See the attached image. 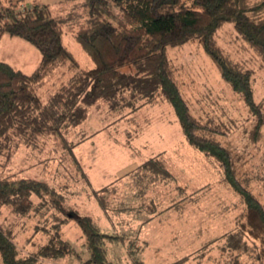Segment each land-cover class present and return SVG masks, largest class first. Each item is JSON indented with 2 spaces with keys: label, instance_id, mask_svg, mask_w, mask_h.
<instances>
[{
  "label": "trees",
  "instance_id": "1",
  "mask_svg": "<svg viewBox=\"0 0 264 264\" xmlns=\"http://www.w3.org/2000/svg\"><path fill=\"white\" fill-rule=\"evenodd\" d=\"M39 1L9 0L3 4L0 0V42L4 34L20 36L41 53L40 63L31 73L0 60V156L9 155L20 143L37 144L42 136L54 135L90 183L75 151L85 137L74 141L66 133L81 125L89 109L100 101L112 109L132 112L147 104L168 101L188 143L218 163L223 180L245 205L240 228L209 243L224 239L222 248L231 252L250 251L248 238L264 245V202L242 182L239 157L221 140L228 133L222 123L195 115L169 55L170 48L190 41L200 43L221 77L246 103L252 118H257L258 132L264 123V103L255 100L253 71L223 53L217 33L225 23H233L240 37L264 61V0H60L54 6ZM25 3L31 8L23 10ZM65 32H71L81 43L94 67L81 66L63 41ZM65 70L71 73L68 79L57 81L55 89L44 98L39 91ZM131 174L137 178L133 187L143 191L142 195L135 193L139 201L152 183L176 180L161 153L151 155ZM110 186L93 187L91 192L108 214L103 193ZM66 198L47 180L0 174V206H10L21 216L35 213V238L44 237L35 245L36 250L24 253L18 247L14 229L0 226L4 264H45L43 259L74 256L82 260L84 255L80 264H147L136 256L137 247L132 249L137 245L133 239L128 241L132 260L113 259L107 245L122 241L124 247L127 236L135 234L103 232L93 212L72 206L67 210ZM153 203L150 199L137 209L126 204L119 210L146 212L144 219L148 221L160 213L149 209ZM40 218L44 222L53 219V227L40 225ZM70 222L79 226L82 243L75 244L64 235L62 227ZM260 253L264 254V246ZM238 258L234 255L230 264H240ZM187 260L185 255L169 264H186Z\"/></svg>",
  "mask_w": 264,
  "mask_h": 264
},
{
  "label": "rangeland",
  "instance_id": "2",
  "mask_svg": "<svg viewBox=\"0 0 264 264\" xmlns=\"http://www.w3.org/2000/svg\"><path fill=\"white\" fill-rule=\"evenodd\" d=\"M59 1L39 2L54 6ZM2 3L8 4L9 0H2ZM31 6L25 3L21 7L26 10ZM63 41L83 68L94 67V61L71 32L63 34ZM217 41L224 54L252 69L255 100L264 103V61L258 53L240 37L230 22L219 29ZM169 51L195 115L203 120L211 119V123H222L228 133L221 140L239 157L238 169L242 182L264 202V123L257 132V118H252L246 103L221 77L217 65L200 43L190 41L170 48ZM0 60L31 73L39 65L41 53L23 37L4 34L0 42ZM70 74L69 70L59 73L56 76L58 78L49 81L39 93L45 98L51 89H55L57 81L67 80ZM66 135L74 141L85 137L75 151L89 175L90 183L63 149L60 139L54 135L42 136L37 144L20 143L9 155L2 154L0 174L47 180L66 195L63 202L67 210H71L72 206L97 215L101 207L91 194L93 187H101L113 181L131 165L164 151L161 152L162 158L164 156L176 180L152 183L140 201L127 196L130 193H143L136 190L139 187H133L132 179L135 177L132 174L122 177L121 181L103 193L110 215L126 204L132 206L133 210L142 203L148 204L150 199L154 200L149 209H156L160 213L156 214L159 215L155 217L158 218L157 222L151 221L148 230H153L156 241L149 243L144 250L133 245L132 249L137 247L135 250H139L136 256L150 264H168L185 255H188L186 264H230L237 254L240 264H264V254L260 253L264 245L259 241L248 238L251 249L242 252L222 248L224 239L209 243L216 237L240 228L245 205L241 197L223 180L218 163L188 143L175 110L168 101L147 104L134 112L129 109H112L100 101L97 106L89 109L87 119ZM71 214L74 213L71 211ZM121 216L123 213L112 216V219ZM104 217L102 231L114 234L116 225L110 224L109 217ZM49 218L45 220L47 223L43 218L38 223L53 227L54 220ZM121 219L124 220V217ZM0 226L14 229L18 247L24 253L36 250L35 245L44 238L38 235L35 238V213L21 216L12 211L10 206H0ZM63 227L64 235L79 244L76 238L81 234L79 226L70 222ZM127 238L124 247L121 246L122 241L107 245L113 259L122 262L132 260L128 252L131 248L129 236ZM259 253L262 256L260 259ZM73 260L75 264L82 261L77 256ZM0 264H4L1 256Z\"/></svg>",
  "mask_w": 264,
  "mask_h": 264
},
{
  "label": "crops",
  "instance_id": "3",
  "mask_svg": "<svg viewBox=\"0 0 264 264\" xmlns=\"http://www.w3.org/2000/svg\"><path fill=\"white\" fill-rule=\"evenodd\" d=\"M161 152L164 153V151H160V153ZM155 154H157V153H154L152 155H155ZM149 157H147V158H149ZM147 158H145L144 160H142L139 164L131 165V167H129L124 173H120V175L119 176H116V178L113 181L108 182V183H106L103 186H106V185H109V184L116 185L118 183V181H121L120 179L122 177H124V176L125 177L131 176V172H134L137 169V167L139 165H141ZM163 159H164V156H163ZM132 180H133V182H135L137 180V178H133ZM103 186H101V187H103ZM101 187H97L96 189H99ZM127 196L128 197L129 196L130 197H133L134 200H136L137 198H139L138 195H136L135 193L134 194H131L130 193ZM100 207H101V205H100ZM104 213H106V214H104ZM122 213H123V216H121V218L124 217V220H122L121 218H119V219H112V216L121 215ZM131 213H132V211L131 212H127L125 210H119L116 213H114V214H112V215L109 216V214L107 212H105V210L101 207L100 213L99 214L97 213L96 217H97V220L100 222L101 227L103 226L102 225L103 224L102 223L103 222L102 221L103 217L104 216L105 217L106 216L109 217L111 219L109 221L110 224H115L116 225V227L114 228L113 233L135 234L134 237L132 235V237L129 238V239L130 240L133 239V242H135L139 247H141L144 250L149 243H153V242L156 241V236L153 234V230H148V229L151 226V221L155 220L157 222L158 218H155V217H157L159 215H155V216L152 217V219L146 221V219H142V217H141L142 215H144V212L134 213L133 215ZM76 238H78V242L79 243H82L83 238L81 237V239H80V235L77 236ZM159 239H157V241H159ZM159 248H161V247H159ZM43 262L45 264H75V260H73V257H66L64 259H43ZM145 262L147 264H150L147 261H145Z\"/></svg>",
  "mask_w": 264,
  "mask_h": 264
}]
</instances>
